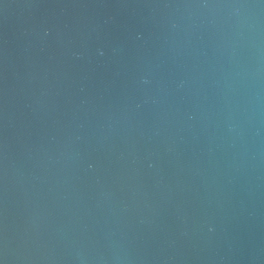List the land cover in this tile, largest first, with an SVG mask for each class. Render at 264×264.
<instances>
[{
    "label": "water",
    "instance_id": "1",
    "mask_svg": "<svg viewBox=\"0 0 264 264\" xmlns=\"http://www.w3.org/2000/svg\"><path fill=\"white\" fill-rule=\"evenodd\" d=\"M0 264H264V0H0Z\"/></svg>",
    "mask_w": 264,
    "mask_h": 264
},
{
    "label": "clouds",
    "instance_id": "2",
    "mask_svg": "<svg viewBox=\"0 0 264 264\" xmlns=\"http://www.w3.org/2000/svg\"><path fill=\"white\" fill-rule=\"evenodd\" d=\"M217 7H220V5H217ZM233 7L243 8V7H245V5H233ZM101 54H102V53H101Z\"/></svg>",
    "mask_w": 264,
    "mask_h": 264
}]
</instances>
